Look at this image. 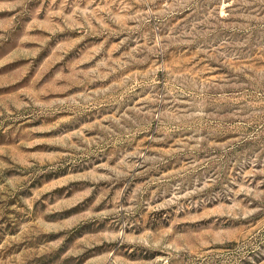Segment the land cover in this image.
I'll list each match as a JSON object with an SVG mask.
<instances>
[{"label":"rangeland","instance_id":"374dc122","mask_svg":"<svg viewBox=\"0 0 264 264\" xmlns=\"http://www.w3.org/2000/svg\"><path fill=\"white\" fill-rule=\"evenodd\" d=\"M0 264H264V0H0Z\"/></svg>","mask_w":264,"mask_h":264}]
</instances>
